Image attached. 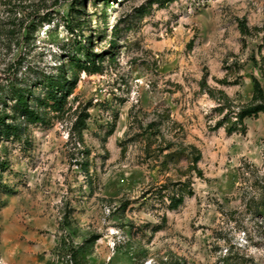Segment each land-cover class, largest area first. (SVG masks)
I'll list each match as a JSON object with an SVG mask.
<instances>
[{
	"label": "rangeland",
	"instance_id": "1",
	"mask_svg": "<svg viewBox=\"0 0 264 264\" xmlns=\"http://www.w3.org/2000/svg\"><path fill=\"white\" fill-rule=\"evenodd\" d=\"M77 40L103 71L51 125L0 140V264H264V113L220 127L264 86V0H0V97Z\"/></svg>",
	"mask_w": 264,
	"mask_h": 264
},
{
	"label": "trees",
	"instance_id": "2",
	"mask_svg": "<svg viewBox=\"0 0 264 264\" xmlns=\"http://www.w3.org/2000/svg\"><path fill=\"white\" fill-rule=\"evenodd\" d=\"M164 4L168 0H157ZM171 1V0H169ZM40 23V21H38ZM37 24H33L32 27ZM72 33L83 30L81 20L67 24ZM38 27V25L36 26ZM36 30L38 28H35ZM240 29L244 35L250 33V28L245 21H241ZM71 43V40L68 41ZM75 43V44H74ZM83 44L82 41L73 42L72 49L75 52H64L68 58V63L61 62V66L52 68L49 71L35 72L34 76L21 78H10L8 80L3 96L0 97L2 109L0 110V140L13 139L22 140L27 135L28 129L32 125H51L56 118L64 116L69 110V99L74 94L77 88L82 73L89 75L101 73L103 71L102 61L105 57V52L96 53L91 48V42ZM112 45H115L112 42ZM67 51L65 48H63ZM81 53H84L85 60L82 59ZM264 60V56H263ZM255 64L259 62L254 58ZM262 76L264 77V64L260 65ZM226 83V80L224 81ZM202 86L210 90V94L214 95V90L210 88L207 82V77H204ZM253 96L250 103L243 106L236 113V120L229 118L228 124L222 122L220 127L225 126L229 134L235 132H246V119L249 117H257L264 113V86L262 81L253 77ZM225 101L229 97L224 91H221ZM12 104L9 106L8 102ZM88 109V108H87ZM86 109V111H87ZM90 115L86 112L80 115L76 122V128L82 136V130L87 127V119ZM202 159L201 152L193 158V168L203 175L199 163ZM192 189L187 185L182 184V187L177 193L170 197V207L177 209L181 206L188 195H193Z\"/></svg>",
	"mask_w": 264,
	"mask_h": 264
}]
</instances>
